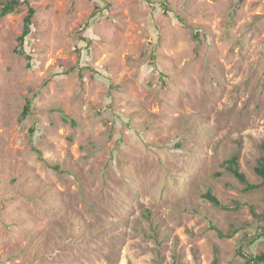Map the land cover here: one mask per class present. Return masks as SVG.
<instances>
[{"label":"rangeland","instance_id":"obj_1","mask_svg":"<svg viewBox=\"0 0 264 264\" xmlns=\"http://www.w3.org/2000/svg\"><path fill=\"white\" fill-rule=\"evenodd\" d=\"M29 1L30 60L0 17V264L264 252V0Z\"/></svg>","mask_w":264,"mask_h":264},{"label":"trees","instance_id":"obj_2","mask_svg":"<svg viewBox=\"0 0 264 264\" xmlns=\"http://www.w3.org/2000/svg\"><path fill=\"white\" fill-rule=\"evenodd\" d=\"M242 1L244 0H240V2ZM20 9H25L26 14L24 16V25H23L22 33L18 37L19 44H18V47L15 49V52L19 56L24 57L27 60H30L31 57L25 51V42L29 38V36L32 34L36 15H37V10L31 5L29 0H5L0 3V17H5L7 15L16 13ZM96 9L101 10V8L98 6ZM94 16H96V13L94 14ZM194 38L197 39L198 36L195 35ZM30 108H31V101L28 102V105L23 111L22 118H26L28 116L30 112ZM55 168H58V167H55ZM226 168H227V171L230 172L240 183L247 185L246 187L247 191H252V190L259 188L258 185L250 184L249 181L247 180L246 175L240 171L239 155H234L230 160H228ZM255 172L260 178H262V184H264V154L259 159L258 165L255 168ZM204 198L207 199L209 202H211L214 206L222 208V209L232 210V209L238 208V207L231 208V207L223 206L220 203L219 199L214 194H212V192L210 191H208L204 195ZM263 231H264V228H263ZM219 236L223 238H232L233 234L223 235L219 232ZM242 256L245 259H247L246 264H264V252H259L254 256H247L245 254ZM158 264H161V263H158ZM213 264H217V260H215Z\"/></svg>","mask_w":264,"mask_h":264}]
</instances>
